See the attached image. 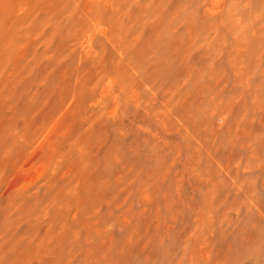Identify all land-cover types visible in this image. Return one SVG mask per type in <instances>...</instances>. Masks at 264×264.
Masks as SVG:
<instances>
[{
    "label": "rangeland",
    "instance_id": "1",
    "mask_svg": "<svg viewBox=\"0 0 264 264\" xmlns=\"http://www.w3.org/2000/svg\"><path fill=\"white\" fill-rule=\"evenodd\" d=\"M0 264H264V0H0Z\"/></svg>",
    "mask_w": 264,
    "mask_h": 264
}]
</instances>
